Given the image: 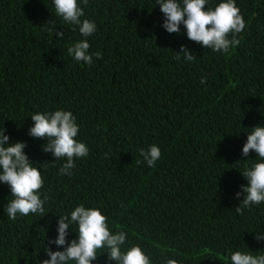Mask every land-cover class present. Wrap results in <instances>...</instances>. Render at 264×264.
Returning a JSON list of instances; mask_svg holds the SVG:
<instances>
[{
  "label": "trees",
  "instance_id": "1",
  "mask_svg": "<svg viewBox=\"0 0 264 264\" xmlns=\"http://www.w3.org/2000/svg\"><path fill=\"white\" fill-rule=\"evenodd\" d=\"M221 2L208 0L206 9ZM235 3L246 28L223 53L189 40L183 24L169 34L157 0H78L81 20L96 24L86 65L67 51L85 38L53 0H0V129L9 144L26 143L44 180L41 199L48 197L44 217L12 220L5 208L14 197L0 182V264H41L46 247L63 251L49 244L58 216L70 218L80 204L99 209L112 232L127 234L123 250L138 245L152 264L264 255V241L254 239L264 230V203L235 211L248 185L241 173L264 162L254 151L242 155L251 129L264 127V0ZM51 22L63 38L41 29ZM181 46L196 58L177 59ZM57 110L76 116V139L89 149L70 176L59 174L66 158L28 134L32 115ZM152 145L162 155L149 167L139 153ZM66 239H78L75 223ZM106 253L98 249L92 264H115Z\"/></svg>",
  "mask_w": 264,
  "mask_h": 264
},
{
  "label": "clouds",
  "instance_id": "2",
  "mask_svg": "<svg viewBox=\"0 0 264 264\" xmlns=\"http://www.w3.org/2000/svg\"><path fill=\"white\" fill-rule=\"evenodd\" d=\"M208 0H157L160 11L164 15L163 28L169 34H179L180 25L186 29L189 40L208 48L213 52L228 53L230 48L239 45L237 38L245 28L246 23L236 6L235 0H224L215 9L207 8ZM56 14L63 21L78 26L80 34L85 38L68 48V54L76 62L86 65L93 63V54H90V44L87 37L96 31V24L87 19L81 20L84 11L78 6V0H53ZM86 5L88 0H83ZM57 37L63 38L62 31H56L55 25L41 28ZM177 54H183L185 60L191 62L196 56L185 47L181 46ZM96 59H102L100 52L94 53ZM206 77L201 78L205 83ZM33 127L29 129V135L37 139H45L42 145L45 153H51L57 160L66 158V163L59 169L60 175H71L75 168L74 160L89 155L88 147L76 139L79 133V125L76 116L70 111L57 110L54 112L36 113L31 116ZM5 128L0 129V182L7 184L14 197L6 206V212L10 219L15 220L17 214L27 216L29 213L45 216V203L48 197L41 199L40 190L44 187L41 171L30 161L25 154L26 143L15 142L9 144V136L5 135ZM250 151H254L260 161H264V127L257 126L251 129L247 135V142L242 149V155L247 157ZM140 156L149 167L155 166L162 153L156 145L147 150L141 149ZM137 164L141 161H136ZM241 175L248 181V185L241 186L244 194L242 202L235 208L237 214H243L244 209L264 203V162L255 163L252 167H246ZM241 192L236 194L239 199ZM57 236L49 244L63 248V251L53 252L46 247L45 253L49 259L41 264H92L97 256L98 249H107L109 261L115 264H152L151 258L143 249L136 245L128 250H123L127 240V234L123 231L112 232L108 226V217L99 209L86 208L80 204L68 215L58 216ZM78 226V239L70 243L66 237L69 235L70 226ZM256 231L254 239L257 242L264 241V235ZM251 251H235L231 254V264H264V255H252ZM166 264H179L176 259H167Z\"/></svg>",
  "mask_w": 264,
  "mask_h": 264
}]
</instances>
